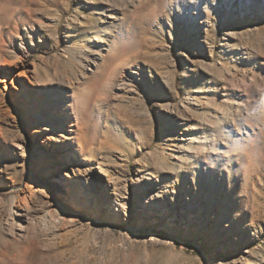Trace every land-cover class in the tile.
I'll use <instances>...</instances> for the list:
<instances>
[{
    "label": "rangeland",
    "instance_id": "obj_1",
    "mask_svg": "<svg viewBox=\"0 0 264 264\" xmlns=\"http://www.w3.org/2000/svg\"><path fill=\"white\" fill-rule=\"evenodd\" d=\"M0 264H264V0H0Z\"/></svg>",
    "mask_w": 264,
    "mask_h": 264
}]
</instances>
